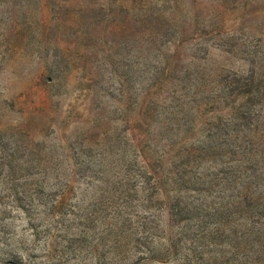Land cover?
<instances>
[{
    "label": "rangeland",
    "instance_id": "374dc122",
    "mask_svg": "<svg viewBox=\"0 0 264 264\" xmlns=\"http://www.w3.org/2000/svg\"><path fill=\"white\" fill-rule=\"evenodd\" d=\"M130 1L0 0V264H133L144 257L126 240L117 252L103 248L93 239L103 222L80 226L71 214L40 216L44 226L34 234L10 210L12 200L32 183L56 192L79 169L70 204L98 196L102 176L92 172L127 158L131 122L140 117L135 100L142 102L168 57L177 58L182 81L171 80L165 96L178 86L199 93L196 101L217 86L211 74L218 68L239 70L253 59L264 66L251 53L261 58L264 51V0H176L174 19L169 0H148L151 15L140 22L133 20L140 6L131 10ZM158 122L134 133L158 145ZM216 162L203 168L215 172L223 166Z\"/></svg>",
    "mask_w": 264,
    "mask_h": 264
},
{
    "label": "trees",
    "instance_id": "16d2710c",
    "mask_svg": "<svg viewBox=\"0 0 264 264\" xmlns=\"http://www.w3.org/2000/svg\"><path fill=\"white\" fill-rule=\"evenodd\" d=\"M168 3L174 4V19L178 2ZM137 5L141 13L133 20L140 22L151 15L153 4L131 0L129 8ZM157 17L164 20V12ZM251 53L264 62V51L261 58ZM176 61L172 55L157 67L144 99L135 100L141 118L131 122L130 153L121 168L92 172L102 176L96 182L103 184L86 206L84 201L70 204L81 169L73 170L56 192L46 193L45 184L32 183L21 194L24 198L16 194L10 210L21 214L34 234L44 226L40 216L71 214L80 226L83 221L103 222L93 239L111 252L128 241L144 256L133 264H264V66L253 59L239 70L218 68L211 74L217 86L196 101L199 93L178 86L165 96L171 80L182 81L175 76ZM156 118L164 130L158 145L145 133H134L142 125L149 129ZM199 132L201 138L196 137ZM209 161L223 166L215 172L204 169ZM45 227L48 231L53 224ZM81 240L87 238L71 241Z\"/></svg>",
    "mask_w": 264,
    "mask_h": 264
}]
</instances>
